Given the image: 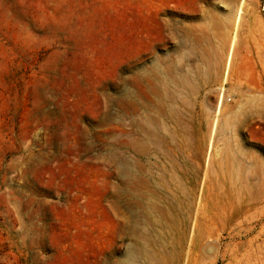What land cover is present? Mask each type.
Masks as SVG:
<instances>
[{
  "label": "rangeland",
  "instance_id": "374dc122",
  "mask_svg": "<svg viewBox=\"0 0 264 264\" xmlns=\"http://www.w3.org/2000/svg\"><path fill=\"white\" fill-rule=\"evenodd\" d=\"M258 51L264 0H0V264H264Z\"/></svg>",
  "mask_w": 264,
  "mask_h": 264
},
{
  "label": "bare ground",
  "instance_id": "6f19581e",
  "mask_svg": "<svg viewBox=\"0 0 264 264\" xmlns=\"http://www.w3.org/2000/svg\"><path fill=\"white\" fill-rule=\"evenodd\" d=\"M238 7V6H237ZM239 9V8H238ZM236 12H237V8L233 11V12H231L230 13V18L232 19V21L234 22L235 21V17L237 16V14H236ZM239 14V13H238ZM228 19H229V17H228ZM231 22V21H230ZM232 25H234V24H232ZM231 26V25H230ZM233 27V26H232ZM225 36V35H224ZM253 40V39H252ZM254 41V40H253ZM224 42V41H223ZM226 44H229V43H226ZM247 45V44H246ZM254 45V44H253ZM231 47V46H230ZM247 47V46H246ZM215 49V48H214ZM249 50V49H248ZM255 50H257V49H255ZM259 50V49H258ZM215 51V50H214ZM229 51L230 50H228V52L227 53H223L220 57V62H219V64H217V70L221 73V71H223L224 70V72L223 73H225V71H227L226 70V68L228 67V64H229V62H230V53H229ZM251 51V50H250ZM209 53V52H208ZM217 54V53H216ZM221 54V53H220ZM210 55V54H209ZM210 57H211V55H210ZM209 58V57H208ZM257 58L259 59V61L261 62V65H262V69L264 70V58H263V56L260 54V52L258 51L257 52ZM202 59V58H201ZM204 59V58H203ZM206 61V60H205ZM222 68H223V70H222ZM228 69V68H227ZM155 75H157V74H155ZM144 76V75H143ZM184 76V75H183ZM145 77V76H144ZM144 77H142V78H144ZM159 77V76H158ZM161 77V76H160ZM216 77V76H215ZM224 77V76H223ZM142 78L138 75V77L134 80V84H135V88H136V94L137 95H142L143 93L145 94L146 93V96H147V93H148V89H147V87L146 86H144V84H142ZM157 78V77H156ZM163 77H161V79H162ZM181 79V78H180ZM179 79V80H180ZM188 79H189V77H188ZM196 79V78H195ZM149 77L148 78H146V80L145 81H147L148 82V84H149ZM155 80V79H154ZM158 81V80H157ZM161 81V80H160ZM182 82V81H181ZM150 83H152V80H151V82ZM158 84V83H157ZM177 84H178V82H177ZM184 84V83H183ZM151 85H153V86H150V84H149V86H150V93H151V97L149 96V93H148V96L147 97H150V98H152V97H157L160 101H163L164 103H166L167 101L166 100H168V99H166V98H168V97H166V96H168V95H166L165 96V91H163L161 88H159V86H158V88H157V86H156V84H155V82H154V84H151ZM163 85V84H162ZM166 86V85H165ZM165 86L163 87V88H165ZM183 86V85H182ZM176 87V86H175ZM221 87V86H220ZM152 88V89H151ZM126 89V88H125ZM125 89H123L124 91H126ZM165 92V93H164ZM167 94V93H166ZM131 98V94L130 93H128L127 91L124 93V100L126 101V104H128V103H131V102H133L132 104L134 105H132L133 107H135L137 104H138V102L137 101H133V100H131L130 99ZM173 99V98H172ZM176 99V98H175ZM174 100V99H173ZM129 101H131V102H129ZM175 102V101H174ZM167 104H168V102H167ZM220 102H219V106H220ZM171 106H173L172 104H170ZM136 107H139V106H136ZM136 107H135V109H136ZM218 106H217V101H216V104H215V106H214V109H215V113L217 112L216 111V108H217ZM220 109V108H219ZM177 111V109L175 108V105L173 106V107H171L170 109H169V115H168V117L172 120V122L174 123V125H175V127L177 126H179V124L176 122V119H175V117H174V115H175V112ZM199 111V110H198ZM197 111V112H198ZM213 111V110H212ZM211 112V111H210ZM209 112V113H210ZM199 114H200V112L198 113V116H199ZM202 114V113H201ZM179 115V114H178ZM216 115V114H215ZM235 116L236 115H234V118H235ZM216 119V118H215ZM226 119V118H225ZM232 120H234L233 119V114H230V116H229V122L231 123L232 122ZM239 120V119H238ZM178 121V120H177ZM181 122V121H180ZM201 122V121H200ZM235 122V121H234ZM212 125H210L211 127L210 128H212V131H211V133H214V131H213V128H214V125H215V121L214 122H212L211 123ZM225 124V123H224ZM223 124V125H224ZM216 126V125H215ZM229 126V125H228ZM176 127V128H177ZM223 127V126H222ZM224 127H227L226 125L224 126ZM208 128H209V126H208ZM228 128V127H227ZM210 134V133H209ZM124 146L126 147V148H132V151H133V153L135 154V155H139L141 152L139 151V149L138 148H136V147H131L130 145H131V141H130V138L128 137V135H127V131H124ZM174 137H176V139L177 140H179V141H184V135H183V133L181 132V131H175V136ZM211 137V136H210ZM201 140V145L202 146H200L199 145V149H198V151H197V158L198 159H201L202 157H203V154H204V144H205V136L203 135L202 136V138L200 139ZM229 145V144H228ZM212 149H213V144H211V146H210V153H209V159H208V163H209V167H210V164H211V167H212V164L215 162V156L212 154ZM215 149V148H214ZM217 149V148H216ZM125 150V149H124ZM229 150V149H228ZM126 151V150H125ZM223 151V150H222ZM229 151H231V150H229ZM233 152V154H229V152L227 151V150H224L223 152H221L220 153V156L216 159V161L218 160V162L217 163H219V165H221L222 166V169L224 168L225 170H226V172L228 171V169H229V171H230V165H231V167H232V164L233 165H235V161L236 160H239V156H238V151H237V149H234V151H232ZM162 159V158H161ZM142 161V160H141ZM136 163V161H133V159H129V158H127V156H125V157H123V159L121 160V163H120V166H121V170H122V172L121 173H123L126 177H128L130 174H131V170H130V166H131V163ZM216 163V162H215ZM200 168H201V165H198ZM197 166V167H198ZM220 166V167H221ZM211 167H210V170H211ZM221 169V168H220ZM219 169V170H220ZM200 170L201 169H192V170H190V180H189V195L190 196H192V195H194L195 194V191H196V189L198 188V186H199V172H200ZM207 170V169H206ZM209 170V171H210ZM216 171L217 170H215V173H216ZM222 171V170H221ZM211 172V171H210ZM222 174H224V172L222 171ZM215 176H217V173H216V175ZM205 182V181H204ZM205 185V184H204ZM208 186V185H207ZM206 189H207V187H206ZM202 191V190H201ZM199 199H200V197H199ZM195 200V199H194ZM200 200H202V199H200ZM191 201H192V199H191ZM187 202H188V199H187ZM199 202V201H198ZM189 203V202H188ZM192 203H193V201H192ZM191 203V204H192ZM201 203H202V201H201ZM204 204V203H203ZM190 204H188V206H189ZM193 205V204H192ZM202 206V205H201ZM167 207L169 208V209H171V210H175V209H177L178 207H179V203H178V201L175 199H173V201L172 202H170L169 204H167ZM204 207V206H203ZM188 208V207H187ZM201 208L202 207H198L197 208V210H201ZM191 210V209H190ZM204 212V211H203ZM201 213V212H200ZM190 214V213H189ZM203 214V213H202ZM201 214V215H202ZM189 216V215H188ZM187 225V224H186Z\"/></svg>",
  "mask_w": 264,
  "mask_h": 264
}]
</instances>
